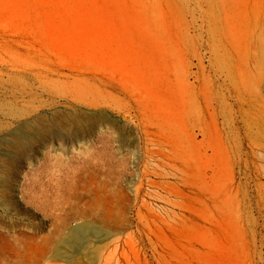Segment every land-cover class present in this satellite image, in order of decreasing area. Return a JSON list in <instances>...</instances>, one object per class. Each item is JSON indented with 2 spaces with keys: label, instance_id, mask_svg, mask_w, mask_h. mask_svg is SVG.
I'll return each instance as SVG.
<instances>
[{
  "label": "rangeland",
  "instance_id": "rangeland-1",
  "mask_svg": "<svg viewBox=\"0 0 264 264\" xmlns=\"http://www.w3.org/2000/svg\"><path fill=\"white\" fill-rule=\"evenodd\" d=\"M40 33L95 56L67 62ZM143 128L222 138L242 253L264 264V0H0V264H89L117 237L138 241L136 206L169 209L147 184L164 167ZM82 224L99 234L64 246Z\"/></svg>",
  "mask_w": 264,
  "mask_h": 264
},
{
  "label": "bare ground",
  "instance_id": "bare-ground-1",
  "mask_svg": "<svg viewBox=\"0 0 264 264\" xmlns=\"http://www.w3.org/2000/svg\"><path fill=\"white\" fill-rule=\"evenodd\" d=\"M20 19H29V15H21ZM40 40L46 50L63 56L67 62L95 56L84 46L80 49L78 44L56 40L44 33H40ZM110 65L127 78L132 88L144 93L137 74L121 63L116 64V60ZM199 134L198 142L176 128L142 129L144 156L164 167V172L156 175V180L150 178L147 184L166 195L169 209L155 211L138 204L135 222L141 238L136 241L132 235L117 237L111 252L89 264H149L147 251L156 260L160 255L174 256L179 264H251L242 253L239 189L229 152L222 138L209 128H200ZM147 175L143 172L142 178ZM122 232L121 229L119 234ZM98 234L82 224L72 228L62 243L74 250L81 249L89 235ZM62 254L56 250L52 258L72 262Z\"/></svg>",
  "mask_w": 264,
  "mask_h": 264
}]
</instances>
